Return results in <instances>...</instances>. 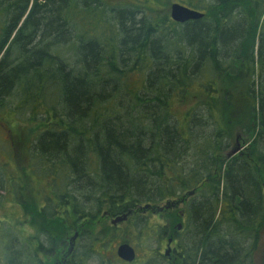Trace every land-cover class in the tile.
Listing matches in <instances>:
<instances>
[{"label": "trees", "instance_id": "16d2710c", "mask_svg": "<svg viewBox=\"0 0 264 264\" xmlns=\"http://www.w3.org/2000/svg\"><path fill=\"white\" fill-rule=\"evenodd\" d=\"M172 3L204 17L175 23ZM225 74L238 81L239 129L251 140L230 158L215 97ZM2 113L17 121L3 130L0 120L10 135L0 188L12 187L21 209L0 216L1 264H41L78 230L70 264H113L120 236L108 217L189 191L183 236L169 221L137 222L136 241L172 238L162 264H260L264 0H0Z\"/></svg>", "mask_w": 264, "mask_h": 264}, {"label": "rangeland", "instance_id": "374dc122", "mask_svg": "<svg viewBox=\"0 0 264 264\" xmlns=\"http://www.w3.org/2000/svg\"><path fill=\"white\" fill-rule=\"evenodd\" d=\"M135 1H139V0H111V3H132ZM232 81H233L232 77L230 78V76H228L226 74L224 75V77L221 78V80L217 81V84H216L217 93H216L215 97H216L217 101H219V99H220V101L223 100L222 101L223 106L228 109L227 110V109H223V108L220 109L219 108L220 109L219 115L222 116V120H223L222 122L224 123V125L225 126L228 125V127H229L228 130L230 132V137H231L230 144H229L230 148L228 150H226L225 154L227 152H229L232 149V147L234 148L236 146L239 147V150L237 153L242 154V153L246 152V148L249 146L248 144L250 143L251 140L248 139L246 136H244V133L241 132V130L239 129L238 120L241 121V119L245 113V110L247 111V109L243 106L242 103H238V102L234 101L235 99L243 98V95H242L241 90L237 88L238 81H236L234 83H232ZM225 94H231V97L232 98L234 97V99L230 98L231 100H233L232 105H231L230 101L228 100V97H225L223 99V95H225ZM10 117L11 116L9 113H2L1 114L0 120H1V125L2 124L4 125V126L2 125L3 130H5V128L7 129V128L11 127L10 123H12L13 127L15 126L17 120L9 121ZM2 128H0V129H2ZM7 137L9 138L10 135L0 134V148L3 149L4 154H5V155L1 154L0 161L4 160L3 157L7 156L6 152L10 153L9 149H7V145H8V138ZM11 167L12 166L10 164H8V167H6V169L9 170ZM0 176H1V174H0ZM9 189L7 187L3 188V189L0 188V196L5 197L7 200L6 201L7 205H6L5 209L0 210V216H3L6 212H7V214L10 211L13 212L12 208L16 207L17 211L19 209H21L19 207V205H17L16 200L13 199V197H12V194L14 193L12 187H10ZM7 191H10V195H9V193H7ZM24 191H25V193L23 194V196L20 192V198L23 201L27 200L25 198H27V192H28L27 190H24ZM170 200L176 201L177 199L174 198V199H170ZM165 201H163L160 204V207H164ZM183 207H184V205H182L181 203L175 204L174 206L171 205L170 207H168V209H165V208L163 209L164 210L163 215H161V216L155 215L157 217L152 216L150 211H146V212L142 213L141 216L139 217L142 219L141 221H137V216H130L126 222H124L123 224H120L116 228L117 235L120 236V238L124 239V241H127L128 243H130L135 248L136 254H137V259H136L134 264H141V262H143V261L146 262V261L150 260V258H152L154 255H155V257H157V255H161V256H159L160 259L154 260V262H152V263L150 262V264H162L163 260H164L163 259L164 250L166 248V238H164L162 243L159 245L156 242L154 235L149 237L147 234V236L145 235L146 237H143L142 239L140 238V241L139 240L136 241L138 238L135 236V233H134V230H135L134 224L138 222L139 223L138 226L143 225V226L147 227L149 225L151 228H153L154 224H157L160 226H166L168 224L167 221H169V223L172 224V227L176 228V225L178 224L179 219H177V220H175L174 218L172 219V217H171L172 215H170V214H173L174 216H176V215L180 216V214L182 215L181 212L183 210ZM109 221L110 220H105L104 223L106 225L110 226ZM180 222L182 223V220ZM98 226H99V224L96 225L97 229L95 228V230H94V228H92V229L87 228V229H89L92 232H96L97 230H99ZM26 230L28 232H30L28 229V226L26 227ZM56 231L57 230H54V232H56ZM175 231H177L179 234H181V236H183V234H184L183 228H181V230H179V231L177 229H175ZM19 234H21V233L16 231V235L19 236ZM69 237H70V235L64 237L63 242L69 243ZM119 241L120 240H118L117 242H119ZM112 242H114V240ZM171 249H173V243L171 244ZM57 254H59V252H57ZM40 257L44 261L46 260L45 256L40 255ZM254 258H255L257 263L261 264L264 262V232L261 233V241H260V244L258 245L256 252H255ZM165 260L170 261L167 259L166 256H165ZM113 262L116 263L115 260H113ZM0 264H1V260H0ZM86 264H97V262H96V259L92 258V259L88 260L86 262ZM142 264H144V263H142Z\"/></svg>", "mask_w": 264, "mask_h": 264}, {"label": "water", "instance_id": "95a60500", "mask_svg": "<svg viewBox=\"0 0 264 264\" xmlns=\"http://www.w3.org/2000/svg\"><path fill=\"white\" fill-rule=\"evenodd\" d=\"M169 14H170V18L174 22L180 23V24H184V23L189 22V21H199L204 16L200 11L188 8V7L181 5L179 3H172L170 5ZM238 150H239L238 146L232 148L229 152L226 153V157L230 158L231 156L236 154L238 152ZM190 193L191 192H189L188 195H190ZM179 202H180V200L167 201L165 207L168 208L171 205L174 206L175 204H178ZM148 209L153 210V207L151 205L146 204L143 207L139 208V210H141V211H146ZM129 213H130V211H127L126 213L113 218L110 221V223L112 225L116 226L118 223L125 221L127 219V216L129 215ZM177 227L180 228V225L178 224ZM76 237H77L76 233L71 237V239L69 241V244H70L69 250H72ZM170 242H171V240H168V243H170ZM169 251H170V249L167 248L165 251V255H168ZM116 254L121 260L127 261V262H132L135 258V251L128 243H122V244L118 245L116 248Z\"/></svg>", "mask_w": 264, "mask_h": 264}, {"label": "flooded vegetation", "instance_id": "af4514ba", "mask_svg": "<svg viewBox=\"0 0 264 264\" xmlns=\"http://www.w3.org/2000/svg\"><path fill=\"white\" fill-rule=\"evenodd\" d=\"M192 196L193 195H191V196L187 195V197L183 196L180 200L181 204L185 205L189 201V199L192 198ZM97 231H99V230H97ZM74 233L77 234V237H76V241H75L76 243L74 244L72 250L68 251L70 244L68 242L64 243L59 254H57V252H52L49 257L45 256V259L50 261V263H48V264H70L71 263L74 255H75V251L77 249H79V241H81V238L79 237V231H75ZM70 239H71V237H69V240ZM172 252L173 251L169 252V254L167 255V259L168 260L170 259V261L172 260V254H171ZM113 258H115L117 260V258L115 256H113ZM40 262H41V264H45L44 260L41 257H40Z\"/></svg>", "mask_w": 264, "mask_h": 264}, {"label": "bare ground", "instance_id": "6f19581e", "mask_svg": "<svg viewBox=\"0 0 264 264\" xmlns=\"http://www.w3.org/2000/svg\"><path fill=\"white\" fill-rule=\"evenodd\" d=\"M262 143H263V141H262ZM262 143H261V144H262ZM151 206L153 207V211H154V212H156V213L160 212V209H161L160 204H159V205H151ZM141 207H143V206L138 205V206H136L134 209L129 210V211H130V213H129V217H130V216H141V214L144 213V211L139 210V208H141ZM148 211H150V209H148ZM181 220H182V223L180 222ZM178 224L180 225V228L177 227ZM178 224L176 225V229H177L178 231L181 230V228H184V225H186V223H185V215H184V214H182V215L180 216V219H179ZM192 224H193V223H192ZM193 228H194V227L192 226L191 229H190L191 232H189V234H192V230H193ZM85 232H86V233L89 232V234L91 233V231H90L89 229H87V228H86ZM119 240H120V241H124V239H122V238H120ZM135 254H136V253H135ZM158 254H159V253H158ZM135 256H136V255H135ZM159 256H161V255H157L156 258H157V259H160ZM158 257H159V258H158ZM133 261H134V260H133ZM133 261H132V262H127V261L120 260L117 264H132ZM141 264H142V262H141Z\"/></svg>", "mask_w": 264, "mask_h": 264}]
</instances>
